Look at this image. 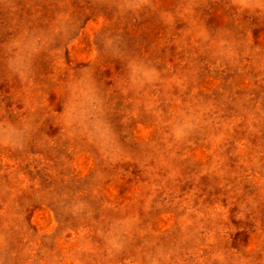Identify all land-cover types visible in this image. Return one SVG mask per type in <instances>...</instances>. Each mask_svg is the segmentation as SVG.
I'll list each match as a JSON object with an SVG mask.
<instances>
[{
	"label": "rangeland",
	"instance_id": "rangeland-1",
	"mask_svg": "<svg viewBox=\"0 0 264 264\" xmlns=\"http://www.w3.org/2000/svg\"><path fill=\"white\" fill-rule=\"evenodd\" d=\"M0 264H264V0H0Z\"/></svg>",
	"mask_w": 264,
	"mask_h": 264
}]
</instances>
